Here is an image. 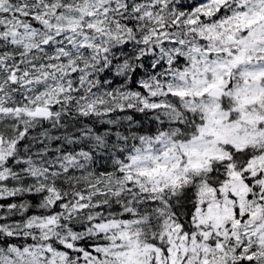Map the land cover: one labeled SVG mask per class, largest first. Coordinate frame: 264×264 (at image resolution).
I'll list each match as a JSON object with an SVG mask.
<instances>
[{
    "label": "snow or ice",
    "instance_id": "obj_1",
    "mask_svg": "<svg viewBox=\"0 0 264 264\" xmlns=\"http://www.w3.org/2000/svg\"><path fill=\"white\" fill-rule=\"evenodd\" d=\"M0 264H264V0H0Z\"/></svg>",
    "mask_w": 264,
    "mask_h": 264
},
{
    "label": "trees",
    "instance_id": "obj_2",
    "mask_svg": "<svg viewBox=\"0 0 264 264\" xmlns=\"http://www.w3.org/2000/svg\"><path fill=\"white\" fill-rule=\"evenodd\" d=\"M137 118H138V119L140 118L139 114H137Z\"/></svg>",
    "mask_w": 264,
    "mask_h": 264
}]
</instances>
